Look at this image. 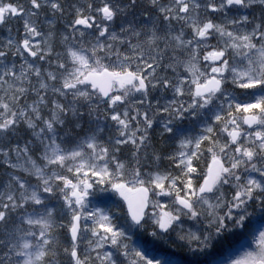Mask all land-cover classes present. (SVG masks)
Listing matches in <instances>:
<instances>
[{"label":"snow or ice","instance_id":"snow-or-ice-1","mask_svg":"<svg viewBox=\"0 0 264 264\" xmlns=\"http://www.w3.org/2000/svg\"><path fill=\"white\" fill-rule=\"evenodd\" d=\"M0 264H264V0H0Z\"/></svg>","mask_w":264,"mask_h":264}]
</instances>
